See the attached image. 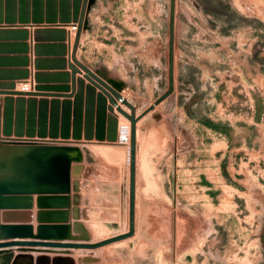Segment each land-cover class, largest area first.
Returning <instances> with one entry per match:
<instances>
[{
  "label": "rangeland",
  "instance_id": "374dc122",
  "mask_svg": "<svg viewBox=\"0 0 264 264\" xmlns=\"http://www.w3.org/2000/svg\"><path fill=\"white\" fill-rule=\"evenodd\" d=\"M24 8L28 17L36 12ZM39 8L38 17H47ZM78 40V61L111 82L114 70L137 110L169 83L170 91L139 128L132 235L69 250L80 255H67L72 264H264V0H172L171 7L170 0H92ZM121 119L119 136L128 134ZM0 137L7 145L64 146ZM127 159L126 149L125 172ZM127 212L126 192L117 211L96 197L85 207L87 228L77 223L71 238L122 233ZM23 253L30 254L13 248Z\"/></svg>",
  "mask_w": 264,
  "mask_h": 264
},
{
  "label": "water",
  "instance_id": "95a60500",
  "mask_svg": "<svg viewBox=\"0 0 264 264\" xmlns=\"http://www.w3.org/2000/svg\"><path fill=\"white\" fill-rule=\"evenodd\" d=\"M92 0H6L7 16L0 17V23L6 26L0 28V33L18 32L25 35V31L20 29H7V26L18 23H71L70 26L75 27L73 43L71 46L68 61L65 62L69 69V94L58 93H42L47 91L64 92L68 90L67 85L64 86H48L42 85L40 77L41 73H33L32 79L34 85L31 91H21L14 89V81H0L1 100L0 110V134L3 136L13 135L20 137H56L79 138L81 135L78 130L77 111L76 117L73 120L74 128L69 133L68 131V104H63V112L60 119L56 117L57 104L56 99L50 101L46 99H34L32 96H50L53 98L63 97L68 98L73 95L76 89L77 100H80L83 92V79H85L90 88H85L86 93L93 91V88L98 89L99 94L96 98V107L94 111V122L91 117V109L85 111L84 126L82 137L85 140L93 137L97 141L106 140L113 141L116 138L117 120L112 115L113 107L117 113L128 121V228L122 233L112 235L110 237L94 241H43V240H74L75 238L67 237V227L63 225H39L36 227V232L31 233L30 226L21 225L18 221L26 220L11 218L10 222H5L3 219L0 223V254L6 255V261L10 259L13 264H72L68 256H53L51 258L45 255L32 257L30 254H20L15 256L13 248L22 251H34L33 247L42 248H65V249H94L103 245L113 243L127 237L133 233V216H134V149H135V123L143 117L148 111L152 110L167 93L170 91V83L166 92H164L151 105L146 107L141 112L135 114L134 106L125 99L121 94V88L104 78L100 71H92L86 65L75 59L74 52L77 46L79 34L84 23V12ZM172 0H170V7ZM33 7L34 15L28 17L24 7ZM45 6L47 17H38L37 10L39 7ZM56 6L58 12L55 14ZM18 7V8H16ZM18 12V13H17ZM42 33H56L59 35V40H66L68 45V36L62 29H35L33 38L36 41L37 35ZM56 47L61 50L65 47L63 43L56 44ZM40 45H33V52L36 54ZM65 51V48H64ZM71 62H70V61ZM39 59L33 60V67L38 70ZM81 74V79L74 77L75 73ZM28 72L26 70L19 71V77L16 79H26ZM14 96V97H12ZM24 96H27L24 98ZM107 102V104H106ZM117 102L123 105L128 112L124 111ZM107 112V113H105ZM118 135V134H117ZM0 137V218L8 214H23L16 210L28 211L32 207V195L36 194L35 206L37 208H66L67 197L64 195L67 192V170L68 149L62 146H32V145H7ZM119 140V138H118ZM5 142V143H4ZM2 143V144H1ZM41 215H56L60 218V223L66 221V212H40L37 213V222L42 223ZM16 221V222H13ZM23 261V262H22ZM7 262H5L6 264Z\"/></svg>",
  "mask_w": 264,
  "mask_h": 264
},
{
  "label": "crops",
  "instance_id": "0c3cea01",
  "mask_svg": "<svg viewBox=\"0 0 264 264\" xmlns=\"http://www.w3.org/2000/svg\"><path fill=\"white\" fill-rule=\"evenodd\" d=\"M71 23L60 24V23H18L15 22L11 24L12 26H7V29H20L25 31L23 33L18 32H9L0 33V81H14V89L18 90L20 84L26 79H16L19 77V71L26 70L29 73L28 79L31 78L33 73H41L43 76L40 77L42 85L48 86H64L67 85L68 90L64 92H53L47 91L42 93H58L61 95L69 94L70 82H69V69L66 67L65 62L68 61V55L71 51V46L74 38V28H71ZM5 24H0V28H4ZM35 29H62L68 36V45L66 47V40L60 41L59 35L56 33H42L37 35V40L33 38V31ZM39 44V50L35 54L33 52V45ZM63 43L65 46L61 50L56 47V44ZM79 40L75 48L74 56L75 59L80 61V56L78 54ZM116 53V52H115ZM118 55H116V60L118 62ZM39 59L38 70L33 67V60ZM70 61V60H69ZM71 62V61H70ZM118 64V63H114ZM105 70H108L106 68ZM108 76L115 84L123 85L121 77H119L114 70L110 71ZM74 77L76 79H81L80 73H75ZM83 92L81 93L80 100H77L76 89L71 97H50V96H32L34 99H46L50 101L51 99H56L57 104V113L56 117L60 119V115L64 110L63 104H68V131H71L74 128L73 120L76 117L78 118V133H80L79 138H61L59 136L49 137L53 140H62L64 146L68 149L66 155L68 156V170H67V192L64 194L67 197V207L66 208H37L35 206L36 194L32 195L33 203L32 207L28 211L16 210V212L25 213L26 220L18 221L21 225L30 226L31 233L34 235L36 232V227L39 225H63L67 227L66 235L67 237H76L78 234L77 223L82 224L83 227L87 228L84 223H82L83 216L85 213V207H89V204L100 197L105 199L106 204H110L112 208H115L117 211L118 205L123 206L124 195L127 193L128 189V170L125 172L123 157L126 152L127 146L118 140L119 135L116 132V138L113 141L101 140L97 141L93 137L88 140H85L82 137L84 118L86 117L85 111L91 109L92 119L94 122V111L96 107V98L99 94L98 89L93 88V91L86 93L85 88H90L91 86L88 82L83 79ZM31 91V90H30ZM33 91V90H32ZM120 94L127 99L134 107L135 114L144 110L149 104L137 110L138 106L132 98H128L129 93L123 86L121 87ZM14 97V96H12ZM27 96H24L26 98ZM107 104V102H106ZM124 111L128 110L121 104L117 102ZM155 106L152 110L148 111L143 117H141L135 123V149H134V197L136 190V181L138 180V165H139V149L140 145L139 140V128H141L145 123L151 121V112L155 110ZM62 111V112H61ZM107 113V112H105ZM112 115L116 117L117 120V130L118 126L121 125L122 116L117 113L113 107ZM140 122V125L138 123ZM143 128V127H142ZM121 135H126L119 133ZM13 136V135H12ZM36 137L37 136H33ZM42 137V138H44ZM162 137V136H161ZM40 138V137H39ZM163 140V137L160 138V141ZM126 180V181H125ZM126 182V187H125ZM87 191H92L91 197L88 196ZM94 192V193H93ZM92 199V201H91ZM1 211V210H0ZM65 211L66 212V221L60 223V218L56 215H41L40 219L42 223L37 222L36 216L40 212H57ZM3 222V218H0V223ZM5 222H10V220H5ZM16 222V221H13ZM43 241H75V240H43ZM38 249L36 251H26L30 253L33 257L38 255H45L49 258L53 256H80L79 254L68 252L69 250L75 249H65V248H32ZM67 251V252H62ZM105 261V260H103ZM108 264L106 260L104 262Z\"/></svg>",
  "mask_w": 264,
  "mask_h": 264
},
{
  "label": "built area",
  "instance_id": "2783aa9c",
  "mask_svg": "<svg viewBox=\"0 0 264 264\" xmlns=\"http://www.w3.org/2000/svg\"><path fill=\"white\" fill-rule=\"evenodd\" d=\"M71 28H74V26H72ZM34 82H33V79L32 78H29V79H26L25 81H23L20 86H19V89L18 90H21V91H30L32 89V86H33ZM13 138V137H12ZM14 139L18 140V141H21V142H25V143H30V141L28 140H31V139H34V140H41L43 138H36V137H23V136H20V137H15ZM32 143V142H31Z\"/></svg>",
  "mask_w": 264,
  "mask_h": 264
},
{
  "label": "bare ground",
  "instance_id": "6f19581e",
  "mask_svg": "<svg viewBox=\"0 0 264 264\" xmlns=\"http://www.w3.org/2000/svg\"><path fill=\"white\" fill-rule=\"evenodd\" d=\"M119 138V140L122 142V143H124V144H126L127 145V142H128V134H126V135H121V136H119L118 137ZM127 161H128V159H127ZM6 217V216H5ZM25 217H26V215H25ZM3 218V217H2ZM21 219V218H20ZM2 249H7V248H1L0 250H2Z\"/></svg>",
  "mask_w": 264,
  "mask_h": 264
},
{
  "label": "flooded vegetation",
  "instance_id": "af4514ba",
  "mask_svg": "<svg viewBox=\"0 0 264 264\" xmlns=\"http://www.w3.org/2000/svg\"><path fill=\"white\" fill-rule=\"evenodd\" d=\"M6 262V258L4 257V260L2 261V264H4Z\"/></svg>",
  "mask_w": 264,
  "mask_h": 264
}]
</instances>
